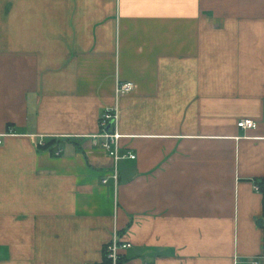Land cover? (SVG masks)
Wrapping results in <instances>:
<instances>
[{
  "label": "crops",
  "instance_id": "0c3cea01",
  "mask_svg": "<svg viewBox=\"0 0 264 264\" xmlns=\"http://www.w3.org/2000/svg\"><path fill=\"white\" fill-rule=\"evenodd\" d=\"M1 134L0 264H264V0H0Z\"/></svg>",
  "mask_w": 264,
  "mask_h": 264
},
{
  "label": "built area",
  "instance_id": "2783aa9c",
  "mask_svg": "<svg viewBox=\"0 0 264 264\" xmlns=\"http://www.w3.org/2000/svg\"><path fill=\"white\" fill-rule=\"evenodd\" d=\"M133 89L134 84L132 82H117L114 88V96L115 98H118L130 93ZM117 123V107L114 106L111 109L104 110L98 119L99 130L94 135V138L99 142V146L113 160V167L110 177L113 180L115 186L118 178V161L123 157H128L131 159L135 157L132 153H120L119 140L122 135L117 130ZM237 126L243 130L253 129L256 127V123L251 119H241L237 122ZM5 135L6 134H1L0 137ZM106 181L107 179H103V183H106ZM129 247V242L120 240L114 233L111 240L103 248L102 262L99 264H120L122 251H125ZM249 264H260V260L258 258H254L249 261Z\"/></svg>",
  "mask_w": 264,
  "mask_h": 264
},
{
  "label": "trees",
  "instance_id": "16d2710c",
  "mask_svg": "<svg viewBox=\"0 0 264 264\" xmlns=\"http://www.w3.org/2000/svg\"><path fill=\"white\" fill-rule=\"evenodd\" d=\"M255 184L257 185V189L262 195V216H261V228L263 230V255H264V177L255 180Z\"/></svg>",
  "mask_w": 264,
  "mask_h": 264
},
{
  "label": "water",
  "instance_id": "95a60500",
  "mask_svg": "<svg viewBox=\"0 0 264 264\" xmlns=\"http://www.w3.org/2000/svg\"><path fill=\"white\" fill-rule=\"evenodd\" d=\"M258 224H261V219H259Z\"/></svg>",
  "mask_w": 264,
  "mask_h": 264
}]
</instances>
